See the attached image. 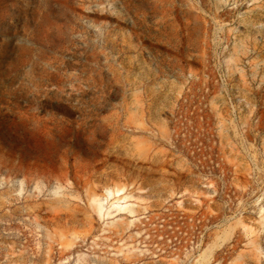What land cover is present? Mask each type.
I'll list each match as a JSON object with an SVG mask.
<instances>
[{
	"label": "rangeland",
	"instance_id": "1",
	"mask_svg": "<svg viewBox=\"0 0 264 264\" xmlns=\"http://www.w3.org/2000/svg\"><path fill=\"white\" fill-rule=\"evenodd\" d=\"M0 264H264V0H0Z\"/></svg>",
	"mask_w": 264,
	"mask_h": 264
},
{
	"label": "bare ground",
	"instance_id": "2",
	"mask_svg": "<svg viewBox=\"0 0 264 264\" xmlns=\"http://www.w3.org/2000/svg\"><path fill=\"white\" fill-rule=\"evenodd\" d=\"M124 198V197H123Z\"/></svg>",
	"mask_w": 264,
	"mask_h": 264
}]
</instances>
